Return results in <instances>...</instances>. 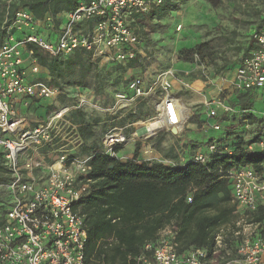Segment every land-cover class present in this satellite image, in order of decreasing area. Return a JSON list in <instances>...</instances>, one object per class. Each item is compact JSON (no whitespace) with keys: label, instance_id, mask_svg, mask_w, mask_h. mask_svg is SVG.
<instances>
[{"label":"built area","instance_id":"1","mask_svg":"<svg viewBox=\"0 0 264 264\" xmlns=\"http://www.w3.org/2000/svg\"><path fill=\"white\" fill-rule=\"evenodd\" d=\"M164 1L89 0L65 15L51 40L37 33L39 21L27 11H18L10 23L7 15L3 16L0 151L9 180L0 187L5 188L9 204L0 203V264H87V230L84 218L74 211V205L88 188L84 180L91 171L93 155L69 153L62 132L67 128L72 107L60 105L47 119L34 126L28 125L16 107L18 104L27 108L32 100L55 101L57 91L37 79L39 66L34 57L35 50L60 59L83 50L109 64L131 63L136 59L138 45L131 28L135 23L134 14L145 16ZM91 20L96 21L90 30L80 27ZM45 21L50 25L52 18L47 16ZM16 32L21 34L20 37H14ZM251 40L252 48L240 61L231 82L233 89L241 93L264 89V23L252 34ZM172 76L168 70L148 84L141 78H133L126 86L129 94L114 95L113 108L130 109L139 99L158 92L160 100L155 106V118L162 120V126L153 136L170 128L180 131L186 116H180L182 107L171 90ZM206 109L204 127L216 132L222 130L220 118L233 112V107L219 97L207 103ZM126 142L122 130L114 128L101 139L99 152L117 158L115 149ZM59 143L58 154L41 152ZM259 148L264 149V142L259 143ZM217 153L230 155L231 150L211 143L206 153L197 152L189 157L182 154L169 164L205 166ZM45 157L54 163L42 167L41 161ZM219 173L230 182L231 203L236 211L254 213L264 205V171L257 173L248 165L226 171L220 169ZM186 200L190 203L191 196L188 195ZM249 225L254 229L240 238L233 253H222L216 235L211 254L202 248L180 253L176 232L165 228L158 233L155 242L144 245L143 252L135 259L136 264H264V237L260 235L258 224Z\"/></svg>","mask_w":264,"mask_h":264},{"label":"trees","instance_id":"2","mask_svg":"<svg viewBox=\"0 0 264 264\" xmlns=\"http://www.w3.org/2000/svg\"><path fill=\"white\" fill-rule=\"evenodd\" d=\"M88 1L0 0V46L5 38V32L1 30L5 14L10 23L18 11H27L39 21L37 33L46 40H51L52 33L59 30L65 15ZM187 1L165 0L163 5L153 8L145 16L134 14L133 19H143L146 16L150 19H161L174 11L178 3L183 4ZM204 1L212 7H218L222 2ZM47 16L52 18L50 25L45 21ZM95 21L84 22L80 27L90 30ZM131 28L138 33L136 24H131ZM232 35H235L234 32ZM250 37L252 38V34ZM233 43V39L225 40L228 47ZM214 47L208 42H201L189 49L180 50L178 55L183 56L185 61H193L194 55L200 58L205 56L206 52L207 56L212 58L216 55ZM34 57L39 66L38 75L47 73L46 77H38V81L58 89L65 86L87 87L88 80L91 79L97 83L96 91L101 93L108 85L116 87L120 83L119 79L113 82L109 72H117L121 67L110 64L112 66L110 70L93 71V67L95 68L100 59L93 58L90 53L83 50H77L65 59L50 58L35 50ZM73 75H77L76 82L68 79ZM237 100L232 106L246 113L245 119L263 122L264 119L257 120L249 112L254 101V93H243ZM230 116L220 118L222 129ZM131 118L134 121L138 120L133 114ZM81 123L84 130L78 129L79 134L82 138L94 141V146H90L93 155L90 161L91 171L84 180L88 188L80 201L74 205V211L84 218L87 230L85 245L87 264H136L135 259L143 252L144 245L155 242L158 233L167 227L177 229L175 232L180 253L202 248L211 254L216 245L217 230L234 227L237 217L234 214L236 207L231 203L230 182L219 173V170L226 171L250 165L257 173L264 171V149L248 150L251 145L261 142L260 133L249 142L238 137L230 145V155L214 154L205 166L187 164L180 167L157 161L137 163V151L132 159L123 161L102 154L97 148L100 145L95 146L96 135L93 131L98 120L87 121L82 117ZM222 146L227 148L225 145ZM118 150L119 148L115 149L116 153ZM8 180L9 176L3 166V153L0 151V184H5ZM188 195H191L190 203L186 200ZM241 215L246 218L247 223L258 224L260 235L264 237V205L259 206L254 213L244 212ZM236 238L237 240L229 239L224 242L232 253L240 241L239 237ZM221 251L225 253L226 248Z\"/></svg>","mask_w":264,"mask_h":264},{"label":"rangeland","instance_id":"3","mask_svg":"<svg viewBox=\"0 0 264 264\" xmlns=\"http://www.w3.org/2000/svg\"><path fill=\"white\" fill-rule=\"evenodd\" d=\"M199 2L200 0H188L183 4L178 3L174 11L167 13L161 19H150L146 16L143 19L134 20L139 30L137 34L134 31L138 39L136 59L131 63L114 64L112 66H119L121 69L117 71L118 73L109 72V77H111L112 81L120 80L119 86L114 87L110 84L104 92L100 93L96 91L97 83L93 80L91 81V79L88 80L87 87L65 86L62 89H58L46 83L57 91L55 101H30L29 106L25 108L22 114L26 118L28 125L33 126L40 123L47 119L58 106L68 105L72 108L67 117V128L63 130L62 134L67 139L66 144H68L69 153L77 156H89L92 154L90 146H94V141L85 139L86 137L82 138L78 131V129L84 130V125L81 123V118L83 117L87 121L98 120V124L93 128L96 135L95 139L97 140H95V146L100 145V147H97L98 149H101V141L99 140L114 128L121 129L127 139V142L119 148H123L129 141H134L137 146L142 143L147 144L150 152L152 149H156L161 153L165 151L161 147L162 143L166 138L167 140L169 139L173 142L171 148L176 146V149L169 152V158L158 157L160 162L162 161L161 163L166 165H170L169 161L179 155L203 152V148L210 143L211 138L219 140L218 143L224 144L229 150L231 149L230 145L238 137L249 142L253 140L255 135L260 133L261 142H264V91L262 89L255 91L259 97L254 99L249 112L257 120H263V122H251L249 119H245L246 113H242L238 108L233 107L230 118L219 132L209 131L207 127H204L205 123L201 121V115H199L200 108L194 106V109L190 112L184 110L186 121L183 126L184 129L180 130L179 135L168 138L171 136V131L160 130L155 136L145 139V133L141 134L140 130L157 115L155 106L160 100L158 92L149 95L147 98L139 99L130 109L118 110L113 108L115 105L114 95L122 91L124 93L127 84L133 78H141L145 84H148L161 73L169 70L173 74L172 81L175 78L183 77L185 79L200 78L208 82L210 75L208 68L213 71V77L218 78L222 75L225 63L217 64L216 62H211V58L207 56L206 52L204 53L205 56L200 58L194 55L193 61H185L183 56L179 57L178 55L180 50L189 49L201 42H208L211 46H215L216 55L213 57L220 58V56H224L225 61L228 60L229 56H236L239 52L235 47L225 45L227 38L236 39V35H232L233 30H229L230 25L225 27L226 25L221 26L219 24L216 27H209L198 24L199 20L196 19L195 8ZM217 8H222L223 11L228 12L233 10L239 12L240 15H252L256 20L262 17L258 22L261 25L264 23V0H223ZM257 12L258 14H256ZM135 24L133 23V25ZM244 26L240 27L245 28ZM20 35L19 32H16L14 37H19ZM250 35L245 33L239 35L240 42L249 38ZM54 41L55 39H53ZM221 60L223 61V59ZM112 66L100 59L95 68L93 67V71L110 70ZM68 79L71 82H76L78 78L77 75H73ZM132 114L138 118L137 121L132 120ZM190 121H193L194 125L189 126L188 123ZM182 135L188 138V141L182 142ZM165 136L167 137L165 138ZM175 141L179 145H176ZM258 144L251 145V150H261L257 147ZM59 146L60 143L55 144L52 148L43 149L41 152L45 154L48 151V153L55 155L59 152L57 150ZM248 150H250L249 147ZM121 151L125 153V150ZM52 163H54V160H50L47 157L41 161L42 167ZM0 203L6 206L9 204L7 192L2 187H0ZM240 213V211L234 213L237 216L234 227H223L217 230L216 235L219 236L221 249L226 248V251H229V248L225 245L226 243H224L225 240H237L236 237L241 238L254 229ZM168 228L174 232L177 230L175 227Z\"/></svg>","mask_w":264,"mask_h":264},{"label":"crops","instance_id":"4","mask_svg":"<svg viewBox=\"0 0 264 264\" xmlns=\"http://www.w3.org/2000/svg\"><path fill=\"white\" fill-rule=\"evenodd\" d=\"M200 2L195 8V13L197 14L196 19L199 20L198 24H201L203 26H209V27H216L219 24H221V26L226 25L225 27L230 25L231 27L229 28V30H233L232 32H234V34L236 35V39L234 40V43L232 46L233 48L235 47V49L239 51L236 56H229L227 61H225V59L223 58L224 56H220V58L212 57L210 59L211 62L213 63L216 62L217 64H222V62H224L226 65L224 67V70L222 69V72H223L222 75L218 78L213 77L214 76L213 71L210 70V68H208V71L210 74L208 77L209 78L208 82L200 78L185 79L183 77L175 78L172 81V89H171L172 93L179 99L182 110H186L190 112L191 110L194 109V106L195 107L198 106V108H200L199 115H201L200 116L201 121L204 122L206 121V116H205L206 110H207L206 104L209 103L211 100L219 97V98L224 99L226 104L232 106V104L238 101L237 97L243 94V92L241 93V92L234 90L233 87L231 86V82L234 78L235 70L239 66L240 61L242 60V58L247 56V54L252 48V45L250 44L252 43V40H251L252 38L249 37L246 40L240 42L239 35H241L242 33H245L248 35L253 34L256 30H258L261 27V24L258 22V20L262 19V17H259L257 18L258 20H256V18H254L252 15H246V14L240 15L239 12H236L233 10L229 12L223 11L222 8L212 7L209 3H207L204 0H200ZM256 14H258V12ZM240 26H244L245 28L240 27ZM53 37H55L54 33H52V38ZM221 59H223V61ZM230 66H234V67H230ZM40 75H37V77H46L47 73L44 72ZM262 90L264 91V89ZM124 93L129 94V91L127 88H125ZM253 93H254V99L259 97L256 92H253ZM219 94L221 95V97ZM16 107L18 108V112L22 115L25 108H23L21 105H18V104L16 105ZM253 108L255 109L254 105H253ZM252 113H254V111H252ZM183 114L186 116L185 112H183ZM188 125L192 126L194 125V122L190 121ZM183 126L182 128L184 129ZM144 130H145L144 128L140 130L141 134H144ZM178 133H180V131H177L176 135L171 133V136H169L168 138L177 136L179 135ZM166 137L167 136H165V138ZM145 139H148V138H145ZM211 140L209 144L216 143L221 146L224 145V144L215 142L217 140H215L214 138H211ZM181 141L182 142L188 141V138L182 135ZM175 142H176V145H179L177 141ZM145 145L147 144L142 143L140 144V146H137L136 142L129 141L123 148H119V150L117 151V155H118L117 159L121 161L132 159L135 151H137V163H141L144 161L160 162L158 157L169 158L170 157L169 152L170 151L172 152L176 149V146H174V148H171L173 145V142L170 141L169 139L167 140V138L166 140H164L161 146L162 149L165 151H162L161 153L158 152L156 149H152L150 152L148 148L149 146L147 145V147H145ZM208 145H206V147L203 148L202 150L203 153L207 152ZM257 147H259V144L257 145ZM121 150H125V153L124 152L122 153ZM49 155H53V154L49 153ZM191 155L193 154H188V153L184 154L185 157H189Z\"/></svg>","mask_w":264,"mask_h":264},{"label":"bare ground","instance_id":"5","mask_svg":"<svg viewBox=\"0 0 264 264\" xmlns=\"http://www.w3.org/2000/svg\"><path fill=\"white\" fill-rule=\"evenodd\" d=\"M184 110L180 108V116L183 117ZM162 126V120L159 118H155L145 124L144 133L147 138L152 137L156 131Z\"/></svg>","mask_w":264,"mask_h":264},{"label":"water","instance_id":"6","mask_svg":"<svg viewBox=\"0 0 264 264\" xmlns=\"http://www.w3.org/2000/svg\"><path fill=\"white\" fill-rule=\"evenodd\" d=\"M170 131L172 134L176 135L177 134V130L175 128H170Z\"/></svg>","mask_w":264,"mask_h":264}]
</instances>
